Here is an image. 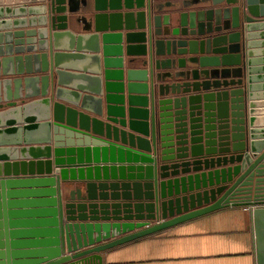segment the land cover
I'll use <instances>...</instances> for the list:
<instances>
[{"label":"water","instance_id":"obj_1","mask_svg":"<svg viewBox=\"0 0 264 264\" xmlns=\"http://www.w3.org/2000/svg\"><path fill=\"white\" fill-rule=\"evenodd\" d=\"M229 207L264 264V0H0V264Z\"/></svg>","mask_w":264,"mask_h":264},{"label":"crops","instance_id":"obj_2","mask_svg":"<svg viewBox=\"0 0 264 264\" xmlns=\"http://www.w3.org/2000/svg\"><path fill=\"white\" fill-rule=\"evenodd\" d=\"M103 254L105 264H257L247 207L225 208Z\"/></svg>","mask_w":264,"mask_h":264}]
</instances>
